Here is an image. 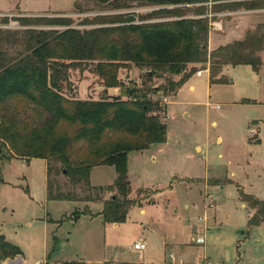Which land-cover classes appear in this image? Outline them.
I'll return each mask as SVG.
<instances>
[{"label":"rangeland","instance_id":"rangeland-1","mask_svg":"<svg viewBox=\"0 0 264 264\" xmlns=\"http://www.w3.org/2000/svg\"><path fill=\"white\" fill-rule=\"evenodd\" d=\"M130 3L128 8L114 9L98 0H0V25L7 16L12 18L10 28L20 27L13 19L19 16H69L84 29L93 24L82 22L100 15H139L158 8ZM196 7L185 6L187 14L194 16ZM216 14L211 44L219 37L239 38L247 23L255 26L253 30L264 24V9ZM241 22L245 24L227 26ZM262 61L259 71L251 65L227 66L226 81L216 83H210V64L200 63L198 71L204 70L203 74L194 73L173 92L164 87L181 75L157 73L148 79V68L131 63L121 68L122 85L116 88H106L89 69H72L65 90L70 98L127 99L121 93L133 86L147 87L149 98L159 104L167 96V115L156 112L167 125V140L129 152V198L135 204L119 224L106 223L100 214L104 202L120 196L117 189H99L114 183V166L93 167L91 185L97 189L74 185L64 174L53 175L55 192L74 193L77 200H48L45 159L13 154L3 160L0 235L23 250L5 260L24 256L25 264H264V222L249 224L254 212L239 190L264 200V51ZM59 127L60 133L73 135L76 126ZM251 129L258 134L252 136ZM130 136L123 130L109 131L100 143L76 140L71 150L79 157ZM199 235L204 243L196 242ZM136 241L146 242L147 248L136 250Z\"/></svg>","mask_w":264,"mask_h":264},{"label":"trees","instance_id":"trees-1","mask_svg":"<svg viewBox=\"0 0 264 264\" xmlns=\"http://www.w3.org/2000/svg\"><path fill=\"white\" fill-rule=\"evenodd\" d=\"M134 1L158 8L139 15H100L82 22L93 24L84 29L75 26L69 16H19L13 18L20 24L15 28L8 27L12 18L7 16L0 25V167L13 154L43 158L47 161L48 200L73 201L77 200L74 193L55 192L53 175L64 174L74 185L97 189L91 185L93 167L114 166V183L99 187L117 189L120 195L104 202L100 214L106 223L125 222L135 204L129 198V152L166 142L167 125L156 114L162 106L149 98L151 91L145 86L124 87L121 95L127 99L68 97L65 90L69 89L70 71L89 69L106 88H116L122 85L121 68L131 63L152 71L148 79L157 73L181 75L164 87L173 92L197 73L200 63L210 64V83L226 81L223 71L227 66L251 65L259 71L263 63L264 24L249 30L241 40L210 50L207 14L210 10H261L264 0H213L216 3L211 8L206 3L209 0H98L114 9L128 8ZM194 4L197 7L190 16L185 6ZM63 123L76 126L73 135L60 133ZM119 130L132 136L79 157L71 150L76 140L100 143L109 131ZM58 163L60 167H56ZM239 190L242 201L254 212L249 224L260 225L264 222V200ZM21 253L20 246L0 235V262Z\"/></svg>","mask_w":264,"mask_h":264},{"label":"built area","instance_id":"built-area-1","mask_svg":"<svg viewBox=\"0 0 264 264\" xmlns=\"http://www.w3.org/2000/svg\"><path fill=\"white\" fill-rule=\"evenodd\" d=\"M208 5H210V8L211 6L215 3V1L213 0H209L208 2H206ZM217 14L212 12V10H210L207 14L208 18L210 19V25L211 27L213 26L212 24L214 23L213 21V18L216 16ZM203 71L204 70H201V71H198L197 74L198 75H202L203 74ZM169 104V101H168V97H164L163 100L160 102V105L162 106L161 107V110H159V113L165 117L167 115V105ZM250 133L252 136H255L258 134V132L255 130V129H251L250 130ZM213 198V196H209V199ZM196 242L197 243H204V237L203 235H199L197 238H196ZM134 248L136 250H145L147 248V243L146 242H143V241H136L135 244H134ZM171 259L172 260H175V256L171 255Z\"/></svg>","mask_w":264,"mask_h":264},{"label":"crops","instance_id":"crops-1","mask_svg":"<svg viewBox=\"0 0 264 264\" xmlns=\"http://www.w3.org/2000/svg\"><path fill=\"white\" fill-rule=\"evenodd\" d=\"M29 12V11H28ZM240 14V13H239ZM248 22H250V21H248ZM241 24H245V22L243 23V22H241V23H239V24H236V25H231V24H227V26H228V28L229 27H234V26H239V25H241ZM249 24L250 23H247L246 25H247V27L244 29V33H243V35H241L239 38H230V37H224V38H218V41L217 42H215V44H211V32H212V30L210 31V38H209V49L210 50H214V49H216V48H218L219 46H222V45H226V44H228V43H230V42H233V41H235V40H241V39H243L244 38V36H245V34H246V32H248L250 29H252L253 30V28L255 27V26H252V27H250L249 26ZM226 26V27H227ZM225 27V28H226ZM223 29H224V27H223ZM263 52V51H262ZM262 52H261V56H262ZM189 81V80H188ZM187 81V82H188ZM186 84V83H185ZM184 84V85H185ZM183 85V86H184ZM182 86V87H183ZM181 87V88H182ZM180 88V89H181ZM190 88L191 89H195V86L192 84L191 86H190ZM179 89V90H180ZM178 90V91H179ZM213 123H216V122H213ZM23 251V250H22ZM23 255V254H22ZM2 262H4L5 264H25V262H26V260H25V257L23 256L22 257V259H20V260H10V259H7V260H5V261H2ZM152 264H159V263H152Z\"/></svg>","mask_w":264,"mask_h":264},{"label":"water","instance_id":"water-1","mask_svg":"<svg viewBox=\"0 0 264 264\" xmlns=\"http://www.w3.org/2000/svg\"><path fill=\"white\" fill-rule=\"evenodd\" d=\"M147 74H148V75H152V72H151V71H148Z\"/></svg>","mask_w":264,"mask_h":264}]
</instances>
